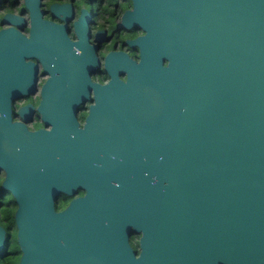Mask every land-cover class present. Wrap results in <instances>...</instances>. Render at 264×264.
Listing matches in <instances>:
<instances>
[{
    "label": "water",
    "instance_id": "95a60500",
    "mask_svg": "<svg viewBox=\"0 0 264 264\" xmlns=\"http://www.w3.org/2000/svg\"><path fill=\"white\" fill-rule=\"evenodd\" d=\"M24 1L29 37L0 29V165L20 264H264V0H131L118 23L144 31L124 39L140 58L108 51L103 82L90 78L88 12L71 40ZM30 54L49 73L36 107L48 129L10 122V97L33 89Z\"/></svg>",
    "mask_w": 264,
    "mask_h": 264
},
{
    "label": "flooded vegetation",
    "instance_id": "af4514ba",
    "mask_svg": "<svg viewBox=\"0 0 264 264\" xmlns=\"http://www.w3.org/2000/svg\"><path fill=\"white\" fill-rule=\"evenodd\" d=\"M53 2L70 3L73 10V16L64 18L51 12L49 5ZM39 10L41 18L51 20L55 23H64L63 29L65 36L71 40L78 39L79 34L76 32L74 20L80 15L81 9L88 12L87 24L89 36L87 42L94 44V55L99 64L90 70V78L93 81L103 82L108 78L104 69L105 54L110 50H121L128 57L138 61L140 58L139 47L135 44L130 45L124 39H133L136 35H141L144 31L136 26L125 27L118 21L123 10L132 8L131 0H39ZM14 27L25 37H29L31 26V15L29 8L25 5L24 0H0V29ZM23 61L29 60L35 64L33 89L27 92H19L12 95L8 100L10 122L20 121L29 131L38 128L48 129L51 124H47L42 119V114L38 106L41 98V86L49 73L43 69L42 61L34 54L23 56ZM164 64L167 60L163 61ZM92 91L90 98L82 100L76 106V118L79 125H83L85 117L89 110ZM6 176V170L0 165V227L4 229L2 245L0 247V264H20L22 250L17 241V226L14 213L17 203L8 188L2 186ZM84 190L77 188L74 195L59 193L54 202L56 210L64 208L69 200L76 195H82ZM140 234L131 232L129 242L133 249L134 255H139L138 238Z\"/></svg>",
    "mask_w": 264,
    "mask_h": 264
}]
</instances>
